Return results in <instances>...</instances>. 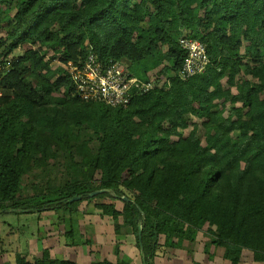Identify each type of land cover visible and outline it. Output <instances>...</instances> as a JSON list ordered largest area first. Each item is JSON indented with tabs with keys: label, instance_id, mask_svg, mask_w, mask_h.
I'll list each match as a JSON object with an SVG mask.
<instances>
[{
	"label": "trees",
	"instance_id": "obj_1",
	"mask_svg": "<svg viewBox=\"0 0 264 264\" xmlns=\"http://www.w3.org/2000/svg\"><path fill=\"white\" fill-rule=\"evenodd\" d=\"M180 37L199 41L209 60L188 80L177 77ZM89 54L154 88L125 107L80 99L65 67ZM6 61L0 211L73 215L83 201L127 197L121 211L95 208L115 233L130 228L137 248L140 226L143 264L199 232L230 264L242 250L264 262V0H0ZM99 189L110 192L87 197ZM0 264L77 263L44 249Z\"/></svg>",
	"mask_w": 264,
	"mask_h": 264
},
{
	"label": "rangeland",
	"instance_id": "obj_2",
	"mask_svg": "<svg viewBox=\"0 0 264 264\" xmlns=\"http://www.w3.org/2000/svg\"><path fill=\"white\" fill-rule=\"evenodd\" d=\"M24 48L16 50L14 54L21 52ZM46 61L52 67H55L58 63V54L51 50L46 56ZM209 71L210 69L207 72ZM208 74H210V79L216 77L213 71ZM225 80L223 77L220 78L221 83ZM229 91L234 93V87H230ZM190 114L191 120L198 121L194 116V110L193 112L190 111ZM225 114L224 111L223 115ZM183 126L180 127V130L186 135L190 127ZM97 204H112L118 211H121L123 206L120 199L97 198L90 202H81L73 215L62 210L57 212L42 211L44 212L42 227L38 224L39 216L37 212L0 213V263L14 262L17 255L16 249L18 250L16 239L23 243L33 236L34 241L30 245L26 244L27 249L25 246L22 248L21 255H26L29 258L40 257L42 251L48 246L53 249L51 254L56 258L70 259L79 264H89L103 259L114 263L122 260L126 264H142L135 235L130 228L121 227L115 233L113 220L101 215L100 210L95 208ZM119 223H122L121 218H119ZM196 238L199 240L195 239L193 244L184 241L181 245L182 248H171L169 250H175L174 253L177 254L175 264H186L188 258H191V264H195L192 252L196 248L200 250L209 241L207 235L202 232L197 233ZM159 242L162 243L163 239L160 238ZM168 249L170 248H160L156 256H162L167 253Z\"/></svg>",
	"mask_w": 264,
	"mask_h": 264
},
{
	"label": "built area",
	"instance_id": "obj_3",
	"mask_svg": "<svg viewBox=\"0 0 264 264\" xmlns=\"http://www.w3.org/2000/svg\"><path fill=\"white\" fill-rule=\"evenodd\" d=\"M179 45L186 56L177 77L188 80L204 72L209 65L204 46L197 40L185 37H180ZM8 66V61L0 63V80ZM65 69L80 99L102 102L111 107H125L132 95L145 93L154 88L151 80L143 81L133 76L122 63L116 60L100 62L92 54H89L80 65L68 62ZM2 93L0 88V96Z\"/></svg>",
	"mask_w": 264,
	"mask_h": 264
},
{
	"label": "crops",
	"instance_id": "obj_4",
	"mask_svg": "<svg viewBox=\"0 0 264 264\" xmlns=\"http://www.w3.org/2000/svg\"><path fill=\"white\" fill-rule=\"evenodd\" d=\"M44 212H40L38 213V224L40 227H42L43 225V221H42V216H43ZM45 219V216H44ZM45 240V238H44ZM196 240H199L198 238H196ZM33 236L29 237L27 240H25V242L21 243L18 239H16V244L18 246V250L16 249L17 253H21L22 254V248L25 246L27 249V245L30 243L32 244L33 242ZM47 241V239H46ZM50 245V243H49ZM46 249L48 250L50 256H52V258H56V256H53L51 254V248H49L48 246H46ZM171 250L168 249L167 253L163 254L162 256H155L154 257V264H175V259H177V254L174 253V251H169ZM38 257V256H35ZM192 257L194 258L195 264H230V262L226 259L223 258V248H214V247H207L206 249L203 247L200 250L196 248V250H194L192 252ZM186 261V264H191L190 259ZM70 260V259H68ZM73 261V260H70ZM75 262V261H73ZM77 263V262H75ZM79 264V263H77ZM81 264V263H80ZM238 264H264V262H256L252 259V253L247 251V250H242L241 251V256H240V260L238 262Z\"/></svg>",
	"mask_w": 264,
	"mask_h": 264
},
{
	"label": "water",
	"instance_id": "obj_5",
	"mask_svg": "<svg viewBox=\"0 0 264 264\" xmlns=\"http://www.w3.org/2000/svg\"><path fill=\"white\" fill-rule=\"evenodd\" d=\"M106 192H110V191L108 189L95 190V191L89 193L87 195V197L88 198H92V197H95V196H97L99 194H103V193H106ZM81 199H82V196H74L71 199H69L68 202L71 203V202L79 201ZM120 199H121V201H124V202L128 201L127 197H121ZM3 212H5V210L0 211V213H3ZM137 236H138V246H139L140 256H141V259H143V247H142V243H141V228H140V226L138 227Z\"/></svg>",
	"mask_w": 264,
	"mask_h": 264
}]
</instances>
